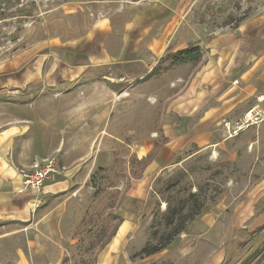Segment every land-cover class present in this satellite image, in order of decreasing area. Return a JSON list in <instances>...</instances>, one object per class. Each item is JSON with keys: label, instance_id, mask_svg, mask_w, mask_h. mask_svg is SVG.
<instances>
[{"label": "rangeland", "instance_id": "374dc122", "mask_svg": "<svg viewBox=\"0 0 264 264\" xmlns=\"http://www.w3.org/2000/svg\"><path fill=\"white\" fill-rule=\"evenodd\" d=\"M131 1L0 0V65L51 38L80 36L94 14L112 15ZM188 9L180 28L205 47L210 38L233 32L242 17L263 14L264 0H192ZM257 66L250 95L217 132L197 133L196 142L173 128L179 115L172 101L187 89V77L117 83L113 70L59 85L0 88V132L20 131L9 149L13 160L25 171L47 161L57 170L35 192L29 220H0V264H241L264 240V230L253 232L264 224V59ZM172 81L181 85L176 92ZM163 123L168 137L185 138L182 154L133 179L140 167L135 159L159 141ZM99 167L106 170L96 172ZM93 173L95 185L105 188L96 197ZM126 182L117 209L122 223L102 249L87 252L88 237L109 224L111 186L123 189ZM190 193L202 211L167 247L139 256L143 246L159 241L154 231L165 201ZM248 264H264V257Z\"/></svg>", "mask_w": 264, "mask_h": 264}, {"label": "crops", "instance_id": "0c3cea01", "mask_svg": "<svg viewBox=\"0 0 264 264\" xmlns=\"http://www.w3.org/2000/svg\"><path fill=\"white\" fill-rule=\"evenodd\" d=\"M191 1L135 0L116 7L112 15L99 11L80 36L51 38L42 49L2 63L0 88H22L35 82L59 85L113 70L119 73L117 83L141 79L168 50L199 45L193 35L185 36L180 28ZM204 46H200L202 60L195 66L186 63L159 74L183 81L187 77V89L172 101V109L179 115L173 128L191 133L189 140L194 142L199 139L197 133L217 132L221 121L250 95L249 77L264 59V13L247 17L233 32L218 34ZM171 84L176 92L175 84L179 83ZM16 127L0 132V220L26 221L36 191L23 187L20 167L10 155L13 138L20 132ZM164 132L165 142L145 169H161L182 154L185 138H170Z\"/></svg>", "mask_w": 264, "mask_h": 264}, {"label": "trees", "instance_id": "16d2710c", "mask_svg": "<svg viewBox=\"0 0 264 264\" xmlns=\"http://www.w3.org/2000/svg\"><path fill=\"white\" fill-rule=\"evenodd\" d=\"M5 1H14V3H18L20 0ZM247 17H242L235 25V28ZM202 57L203 54L199 45L191 44L182 50H168L163 57L157 60L156 65L141 79L156 77L162 72H167L176 66L186 63H190L195 66L201 62ZM115 88V90L118 91L121 89L119 88V85H116ZM165 139L166 138L160 134L159 141L154 144L151 151H149L142 158L135 159L136 163L140 165V167L137 170L132 171L133 175L130 177L133 179H138L142 176L144 169L153 160L154 156L159 151L161 144L165 142ZM105 170V168L99 167L97 168L96 172H104ZM95 173L90 176V182L95 187V191L93 193L94 197L98 196L105 189L100 187V185H95ZM128 186V182H126L123 189L118 188L115 185L111 186L114 191L111 195V201L108 205V212L104 219V221L109 222V224L104 223L88 237L85 248L87 252H93L97 248L102 249L116 233L119 225L123 221L122 217L117 213L119 201L125 194ZM165 203L164 210L159 213L160 229L159 231H154V234H159V241L154 245L147 244L143 246L138 253L139 256H148L167 247L177 235L185 230L187 224L190 223L202 211L203 207L195 193H190L184 199H176L174 203L168 200H166ZM263 230L264 224L257 227L253 232L254 234H260ZM256 256H259V258L264 257V240L262 241L261 245L249 255L247 259L241 262V264H248V262L254 259Z\"/></svg>", "mask_w": 264, "mask_h": 264}, {"label": "built area", "instance_id": "2783aa9c", "mask_svg": "<svg viewBox=\"0 0 264 264\" xmlns=\"http://www.w3.org/2000/svg\"><path fill=\"white\" fill-rule=\"evenodd\" d=\"M234 132H236L234 130ZM57 172L53 166V161H47L42 166L34 164L30 171L18 169V173L23 177V187L28 190L39 191L50 177V174Z\"/></svg>", "mask_w": 264, "mask_h": 264}, {"label": "bare ground", "instance_id": "6f19581e", "mask_svg": "<svg viewBox=\"0 0 264 264\" xmlns=\"http://www.w3.org/2000/svg\"><path fill=\"white\" fill-rule=\"evenodd\" d=\"M250 116H251V114L248 113L247 116H246L247 117V121L250 120V118H251Z\"/></svg>", "mask_w": 264, "mask_h": 264}]
</instances>
